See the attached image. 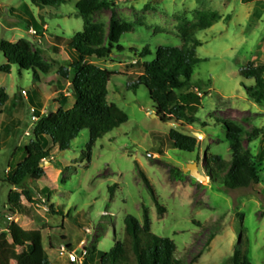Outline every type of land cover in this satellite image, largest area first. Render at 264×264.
<instances>
[{
  "label": "rangeland",
  "instance_id": "1",
  "mask_svg": "<svg viewBox=\"0 0 264 264\" xmlns=\"http://www.w3.org/2000/svg\"><path fill=\"white\" fill-rule=\"evenodd\" d=\"M22 4L40 28V32L32 28L36 35L10 15V8ZM212 12L218 21L195 36L201 43L195 53L200 63L192 79L201 83V89L192 92L199 103L188 119L162 123L146 89H129L130 85L141 74L140 64L152 61L158 47L181 46L178 28ZM112 16L134 28L120 38L122 52L114 50L112 58L92 62L114 74L107 102L122 110L128 121L96 141L90 161L88 131L80 132L63 152L49 142L52 152L43 163L45 176L25 183L33 192L32 203L22 197L25 210L13 215L8 206L11 188L3 182L33 140L31 108L49 116L73 106L69 82L58 75L59 69H68L70 60L58 43L82 32L84 21L73 3L41 10L29 0H0V41L26 40L50 66L48 74L37 77L17 66L10 74L0 72V89L8 96L0 111V264H36L42 255L49 264H70L67 254L79 255L81 242L88 251L94 246L97 258L113 248L114 239L122 240L126 215L142 222V206L149 212L151 233L173 241L182 264H224L237 249L251 264H264V161H257L264 151V102L248 98L243 86L251 83L238 74L248 64L264 65V0H115L88 22L108 28ZM145 46L151 55L139 59ZM5 64L0 52V68ZM223 122H233L253 138L244 146L260 182L247 189L226 191L208 179L199 182L183 173L188 165L197 164L205 175L208 156L230 161ZM171 130L195 138L194 152L170 148ZM142 175L163 208L161 213ZM14 234L21 247L15 245Z\"/></svg>",
  "mask_w": 264,
  "mask_h": 264
},
{
  "label": "trees",
  "instance_id": "2",
  "mask_svg": "<svg viewBox=\"0 0 264 264\" xmlns=\"http://www.w3.org/2000/svg\"><path fill=\"white\" fill-rule=\"evenodd\" d=\"M29 1L32 6L41 10L59 9L63 5L73 3L77 15L84 22L82 32L58 43L70 60L68 69H59L58 75L69 82L75 100L73 106L67 110L59 108L49 116H42L39 111L36 112L38 120L34 122L33 140L24 147L23 159L3 182L11 188L8 206L9 213L13 215L25 210L21 203L22 197L28 203H32L33 192L25 188V183L28 180L39 181L45 176L41 165L50 160L52 148H47L49 142L53 147H57L59 152H63L80 132L88 131L86 156L90 161L91 148L96 141L128 121L122 110L107 102V87L114 74L92 62L112 58L114 50L117 53L122 52L123 48L118 44L120 38L134 28L133 24H122L116 16H112L108 28L88 22L95 14L110 9L115 0ZM252 1L255 0H244L246 3ZM9 12L25 25L26 30L34 28L40 32L33 14L25 4L10 8ZM218 19L215 12L201 14L196 23L187 28H178L181 46L158 47L152 61L140 64L141 74L129 89H137L139 86L146 89L156 116L162 123L184 121L187 115L195 111L199 98L192 90L201 89V83H195L192 79L194 69L200 63L195 53L201 43L195 36L198 32L209 29ZM0 52L6 60V64L0 68L1 73L10 74L12 66L30 70L35 77L38 76L37 73L46 75L49 72L50 66L44 62L39 50L33 51L26 40L21 39L16 43L0 41ZM150 55L149 47L145 46L139 54V59ZM138 63L139 61H136L134 65ZM238 74L240 78L251 83L250 86H243L248 98L258 103L264 102V65L248 64L241 68ZM7 101V94L0 89V111ZM37 109L40 110V106ZM222 126L231 151V159L226 162L217 156H208L205 158L204 176L210 183L219 185L226 191L247 189L259 183L260 173L244 146L246 139L251 142L253 138L248 137L233 122H223ZM168 144L170 148L185 153H192L197 147L195 138L182 135L176 130L169 132ZM257 161L259 163L264 161V151L257 156ZM142 180L151 194L157 211L161 213L163 208L158 204L152 187L143 175ZM123 225L122 240L114 239L113 248L97 258H95L97 250L92 246L90 251L87 250L84 264H182L175 256L176 247L173 241L151 233L149 212L144 206L142 222L131 215H126ZM12 237L15 245L21 247L22 243L18 236L14 234ZM36 264H49L48 258L42 255ZM224 264L251 262L245 252L237 249Z\"/></svg>",
  "mask_w": 264,
  "mask_h": 264
},
{
  "label": "built area",
  "instance_id": "3",
  "mask_svg": "<svg viewBox=\"0 0 264 264\" xmlns=\"http://www.w3.org/2000/svg\"><path fill=\"white\" fill-rule=\"evenodd\" d=\"M30 33L32 35H36V32L31 28ZM21 94L26 96L25 91H21ZM37 110L35 108H31L30 113H31V121L34 123L38 120V117L36 116ZM87 249L85 248V242H81V253L79 255H76L74 253H68V261L70 264H84L85 259L87 257Z\"/></svg>",
  "mask_w": 264,
  "mask_h": 264
},
{
  "label": "water",
  "instance_id": "4",
  "mask_svg": "<svg viewBox=\"0 0 264 264\" xmlns=\"http://www.w3.org/2000/svg\"><path fill=\"white\" fill-rule=\"evenodd\" d=\"M195 137L201 138L202 135L195 134ZM46 164H48V163H46ZM41 167L43 168V165H41ZM183 173L189 174V176L192 177L193 179H195L196 181H199V182L207 181V178L200 173L197 164L188 165L187 168L183 171Z\"/></svg>",
  "mask_w": 264,
  "mask_h": 264
}]
</instances>
